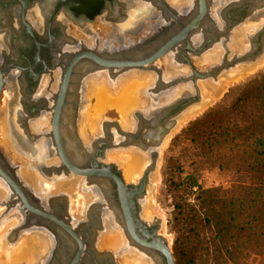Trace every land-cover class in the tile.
<instances>
[{"label":"flooded vegetation","instance_id":"1","mask_svg":"<svg viewBox=\"0 0 264 264\" xmlns=\"http://www.w3.org/2000/svg\"><path fill=\"white\" fill-rule=\"evenodd\" d=\"M200 3L201 0H190L176 5L180 9L175 13L179 17L176 20L159 0H121L119 8L90 22L91 13L74 15L71 21L57 17V0H0V117L9 146L0 139V244L7 250L13 252L22 238L30 236L33 243L34 235H42V246L37 242L34 247L24 244L19 254L27 256L24 260L33 261L38 256V264H123L122 260L134 251L152 262L150 255H141L133 247L124 253L127 242L120 248L114 240L121 232L127 241L130 227L144 239L158 228L155 221L142 217L141 195L131 187L138 184L141 176L137 182H127L125 172L119 168L118 161L127 163L134 155L128 152L138 150L108 149L134 144L148 149L150 154L162 149L173 124L167 117L156 118L154 113L169 103L153 106L166 99L168 81L181 75L166 78L167 58L170 67L184 69L189 75L192 71L188 64L196 66L193 61L201 58L195 54L201 50L215 47L220 57L227 59L245 52L254 59L264 54V0H207V13L200 28L182 37L170 55L158 61L164 62L161 67L157 62L145 71H136L149 73V77L153 74L154 80L141 99L147 105L131 115V130L123 129L120 119H113L98 127L100 134L96 137L88 133L83 138L79 124L91 66L86 63V69L77 71L79 64L71 72L69 66L83 52L102 50V57L108 59L116 52L131 54L135 49L150 47L152 55L173 38L182 36L199 15ZM96 24L103 26V36L96 32ZM242 28L247 29V34L245 49L241 51L232 44ZM215 64L208 65L209 70ZM122 76L106 75L113 84H119ZM120 130L131 136L125 137ZM29 149L35 150L31 154ZM36 149L40 151L38 156ZM35 157L45 182L41 192L27 178L26 165L34 167L31 161ZM71 167L102 171L104 175L69 178ZM120 176L129 186L124 196L119 189ZM58 182L62 189L57 190ZM73 183L86 198L84 211L78 214L73 213ZM106 236L109 238L103 241L104 245L101 242Z\"/></svg>","mask_w":264,"mask_h":264},{"label":"trees","instance_id":"2","mask_svg":"<svg viewBox=\"0 0 264 264\" xmlns=\"http://www.w3.org/2000/svg\"><path fill=\"white\" fill-rule=\"evenodd\" d=\"M239 90L231 105L212 109L186 130L202 147L199 156L242 176V182L229 192L203 189L193 177L176 184L185 189L171 221L175 264L194 263L200 224L218 245L215 253L231 264H247L245 253L259 256L264 264V73ZM190 195L196 196L193 205Z\"/></svg>","mask_w":264,"mask_h":264},{"label":"rangeland","instance_id":"3","mask_svg":"<svg viewBox=\"0 0 264 264\" xmlns=\"http://www.w3.org/2000/svg\"><path fill=\"white\" fill-rule=\"evenodd\" d=\"M174 1L181 4H185L190 0H174ZM96 29L98 35L103 36L104 33L103 26L96 24ZM164 62L166 67V73H165L166 78L175 76L172 75L171 73L172 67H170V65L166 62V60ZM164 62H158V66L161 67ZM193 62L195 63L196 65L195 67L197 70L202 72L209 71V67H208L209 63L207 62L197 63L198 62L197 60ZM215 65H217V63ZM257 65L258 66L255 67L253 71L246 73L227 84L221 83V87L220 86L218 87L219 89L217 88L215 92L211 91L210 92L211 99L208 102L200 104V106L197 105L200 107L199 109L200 111H198L195 115L190 116L188 120L187 118L181 119L182 122L180 121L179 126L177 127V129L173 131L171 136H169V138L167 139L165 145L161 150L159 157V164L155 172L157 180L156 181L151 180L149 186L147 187V195L144 199V206H143L145 212L143 215L149 213L148 217L146 216L147 217L146 219L157 221L159 224H161L160 234L163 235L169 241V245L171 247L172 252L176 240V234L172 230L171 221L173 222L175 203H177L179 199L183 196L185 189L183 187L181 188L177 187L176 184H179L182 180H185L188 177H193L195 179H198L200 183L199 185L203 189L218 188L224 192H229L242 182V176L236 175V173L232 172L231 170H221L217 167H214L212 166L211 162L208 161L207 163L206 162L207 160H205L202 156H199V153L201 152L200 149H202V147H199V144H194L190 140L189 134H187L186 130L189 129V127H191L193 123L202 119L212 109H215L220 105H224V106L231 105L238 97L240 91L239 89L241 87L246 85L251 80L255 79L258 75L264 73V64H260L258 62ZM181 71H182L181 75H188L186 70L181 69ZM134 74H136L140 78L143 77L142 79L145 81V83H147V85L144 86L145 87L144 92H145V90L153 83L150 82V80L151 78L154 79V77H152L154 75L150 74L151 77H149L146 76V74L149 73H139V74L134 73ZM222 77L223 75L219 76L216 81L214 80L211 83L217 85ZM222 81L223 79L221 80V82ZM97 82L98 84L108 83L110 90L113 93L116 92L115 88L118 86V84L117 85L113 84L112 81H110V79H107V77H97ZM201 83L202 82L199 81V84ZM89 93L90 90L89 87H87L85 104L83 107L79 125H80V131H82V129L85 128L87 135L89 133L91 137H96L97 135L100 134L98 127H100V125L104 121L120 119V123H121V114L114 107H110L106 109H102L103 107H100L99 110H96L97 100L94 96L89 97ZM143 94H141L139 98V104H138L139 106L135 108L134 111L132 110V108L126 111V113L128 114L127 117H129L130 119H131V115L135 113L136 110L142 109L144 106L147 105L146 100L145 101L141 100ZM201 96L204 99V95L201 94ZM88 113H89V118L87 117L86 120L84 119L85 117L84 114H88ZM0 131H1V137L3 138L2 139L0 137L1 142L5 146L9 147L4 135V125L1 122V118H0ZM34 150L35 149H29V151H31V154L34 152ZM39 152L40 151L36 149V153L38 154ZM136 153L139 154L141 152L140 151L128 152L129 155H133ZM124 161L125 160L120 162L118 161V164L120 165L119 168L121 169V171L122 172L124 171L126 174L127 163H124ZM31 162H33L34 164V167L32 168L33 172L37 174L44 182L43 175L40 173V170L37 167L39 163L37 157L33 158ZM194 191L197 193L199 192V189L195 188ZM78 195L79 192L76 193V196ZM195 198L196 196L190 195L187 198L188 203L193 205ZM74 203H76V200H74L73 204ZM75 207L76 206H74V208ZM83 211L84 208L82 212ZM197 221L199 220L197 219ZM199 227H200L199 238L195 239V244H194V247L196 248V253L193 264H231L224 256L219 255V252L217 254L215 253V249L218 248V245L213 244L211 240L212 235L209 232V230H203L202 224H200ZM108 238L109 236H106L105 238L102 239V242L108 240ZM200 239H202L201 241L203 243L201 245L199 243ZM22 240H23V245L24 244L27 246L35 245L34 241L32 243V241L30 240V236L29 239H27L26 237L23 238ZM22 246L12 249L13 255H11V257L13 256L12 258H14L15 261L18 260L17 259L18 256L21 257V255L19 254L22 253V249H23ZM6 255L7 254H3L2 252H0V261H1L0 264L3 263L14 264V262L10 263L7 261L5 257ZM173 257H174V252H173ZM125 259L127 260V257ZM125 259L122 260L123 264H125ZM260 261L261 258L259 256L253 255L251 253H245L244 255V262H246L247 264H260ZM19 262L22 261H20L19 259Z\"/></svg>","mask_w":264,"mask_h":264},{"label":"water","instance_id":"4","mask_svg":"<svg viewBox=\"0 0 264 264\" xmlns=\"http://www.w3.org/2000/svg\"><path fill=\"white\" fill-rule=\"evenodd\" d=\"M16 2V0H12V2ZM165 10L170 13H173V17L176 20H179V17L175 15V13L179 12L180 9L178 6L173 5L169 2V0H159ZM103 2V3H102ZM124 2V0H122ZM121 0H57V17L65 18L69 21L73 20L74 15L83 14L88 16L89 21L93 22L96 17L102 16L106 12L112 11V9H116L120 7ZM113 4V5H112ZM201 6L199 10V15L197 18L192 21L189 26L184 30L182 36H178L173 38L162 50L155 52L154 54L150 55V47L147 48H139L135 49L133 53L125 52V56L122 53H113L109 56L108 59L102 57L103 51H96V53L88 54L83 52L79 54L74 61L69 66V72H71L75 66L79 64L87 63L91 66L88 71L89 81L92 78L96 77H107L110 75H123L122 77L130 74L136 73V71H145L148 66L155 65L158 61L163 58H166L170 55L171 51L175 49L177 44L179 43L182 37L188 36L196 32L200 28V23L204 17H206L207 13V0H201ZM97 5H101L98 7ZM103 5V6H102ZM116 7V8H115ZM76 26V25H75ZM264 28V26H263ZM217 48L212 47L210 49L201 50L200 52L196 53V58L200 59L203 58L205 55L211 53L212 51L216 50ZM141 52V54H139ZM138 53V54H137ZM120 55V56H119ZM150 55V56H149ZM105 56V55H104ZM145 56V57H144ZM125 58V60L120 61L118 58ZM217 61V65L211 66V70L209 71H199L197 70L193 64L189 63L188 65L191 67L192 74L185 75V76H177L171 81H168L166 85V90L164 95H167L166 98L173 96L175 92L181 88H186L183 93L176 96L172 101L169 102V105L165 107H159L157 111L154 113L156 118H165L169 119L172 122V130L166 134L164 137L162 148L165 145V142L171 136L173 131L177 129L181 119L195 106L205 103L204 99L202 98L201 89L199 87L200 82H212L216 81L217 78L221 75H224L230 71H233L240 67H247L256 64L259 60L263 58V54L260 55L258 58H253L250 56L248 52L233 55L231 59H227L226 56ZM93 62V65H92ZM159 78L161 79V75L159 74ZM165 97V96H164ZM120 134L124 135L125 137H130L129 133H126L120 130ZM130 148H135V150L140 151L141 153L145 154L150 159L149 165L144 169L141 174V179L139 180L138 184L131 185L132 188L137 189V194L141 195L140 201L144 204L145 195H147V186H149V181L151 175L155 174L158 164H159V157L162 149H157L155 153L149 152L148 149L140 148L139 144L134 145H126L123 149H108L111 151H127ZM115 167V166H110ZM72 175L67 176L69 178H73L75 176L86 177L88 179L92 178H99L104 175L102 171H81L76 168L71 167ZM65 177V176H63ZM118 184L119 189L124 196L127 193L128 185L125 183L123 177H118ZM143 206V205H142ZM45 216V214H41ZM139 219V218H138ZM126 221H128V217L126 216ZM140 221V220H138ZM140 224L141 221L139 222ZM158 228L157 231L147 235L146 239L138 235L137 231H134L130 227L128 229L126 238H127V246L123 249L124 253L130 251L128 247H133L136 251L141 252V255L148 254L151 256L150 264H175V259L173 257V252L169 245V241L160 234L161 231V224L155 221ZM25 233V232H24ZM32 234V232H28ZM153 238V241L149 239ZM138 253V252H137ZM144 257V256H142ZM79 259V256L77 257ZM76 260L75 263H77Z\"/></svg>","mask_w":264,"mask_h":264},{"label":"bare ground","instance_id":"5","mask_svg":"<svg viewBox=\"0 0 264 264\" xmlns=\"http://www.w3.org/2000/svg\"><path fill=\"white\" fill-rule=\"evenodd\" d=\"M169 1L172 2L174 5H179V6L180 5H183V4L178 3V2H176L174 0H169ZM124 6L126 7V5H124ZM37 23H38V21H37ZM246 32H247V29L246 28H242L238 32H236V34H235V36L233 38L234 40H233L232 47L233 46H236L241 51L245 49L244 36L247 34ZM139 54H141V52H139ZM220 56L221 55H220L219 50L216 49L213 52H211L210 54L205 55V57L204 58H201L197 63H205V62H207V63H209V65L210 64H215L217 61L220 60ZM169 61H170V58H167L166 59V62L168 64H169ZM258 62L260 64H264V57L260 61H258ZM257 63L254 64V65H251V66H247V67H240V68H237V69H235L233 71H230V72L224 74L223 77L219 80V82H218L217 85H214L211 82H203V83L199 84V87L201 89V92L204 95V101L205 102H208L211 99L210 92L211 91H214L215 92V90L219 86L221 87V83L222 84H227V83H229V82H231V81H233V80L241 77L242 75L253 71L254 68L258 66ZM87 67L88 66L86 65V63H83V64H81V65H79L77 67V71H79V70H81L83 68L86 69ZM171 73H172V75H175L176 76L178 74H182V71L180 69H178V68H171ZM142 78L138 77L134 73L128 74L126 77H123L120 80V83L115 88L116 92H114V93L110 90L108 83L105 82L106 84H98L97 77L96 78H92V79H90L89 82H87L88 83L89 90H90L89 97L94 96L96 98V100H97V108H96V110H99L100 107H103L102 109H106V108H110V107L117 108V110L121 114V124H122L123 128L125 130H131L132 129V126L130 124L131 119L129 117H127L128 114L126 113V111L128 109H130V108H132V110H133V109H135V108H137L139 106L138 105L139 104V98H140L141 94L144 93V89H145L144 86L147 85V83H145V81ZM222 79H223V81L221 82ZM153 80L154 79L151 78L150 82L153 81ZM185 89L186 88H181V89L177 90L173 96H170V97L166 98L164 101H161L158 106L157 105H154L153 108L159 107L160 105H165V104L169 103L176 96H178L181 93H183L185 91ZM199 106H196L193 109H191L182 119H186L187 118V120H188V118L190 116L195 115L198 111H200L199 110L200 109ZM63 114H64V112H63ZM84 116H85L84 119L87 120V117L89 118V113L88 114H84ZM4 131H6V130H4ZM81 134H82V136H83L84 139L87 138V134H86L85 128L82 129ZM6 137H7V135H6ZM14 147H15V150L18 151L17 146L14 145ZM82 152H84V151H82ZM84 153L86 154L87 152H84ZM38 154H40V152ZM128 160L129 161H127V165H126L127 166V168H126L127 169V171H126V180H127V182H137L138 179L140 178L142 172L144 171V169L146 168V166L148 164V157L146 155H144V154H141V153L138 154V153H136V154L133 155L132 158H129ZM26 168H27V178L32 182L33 187H35V189L38 192L39 191L41 192L43 181L41 180V178L37 174H35L33 172V170H32L33 166L27 164L26 165ZM151 180L152 181H156L157 180L156 173L153 174V175H151ZM61 184L62 183H60V182L57 183V190L58 189H62V185ZM67 186H68V184H67ZM71 186H73V187H70V188L72 190L74 189L73 191L75 193H78L79 192L78 189H77V187H75L76 186V183L75 184L73 183ZM106 187H105V189H106ZM73 199L76 200V203L73 204L74 206H76L75 207L76 209L75 208L73 209V210H75V212L73 211V213H75V214L82 213V210L85 207L86 198L82 194L80 195V193H79L78 196L73 195ZM109 202H110V200H109ZM146 210H148V209H146ZM146 214L143 215L142 217L147 218L148 215H149V213H146ZM41 236L42 235H34L35 238L33 240H34V242H37V243H39L42 246L43 243H44V238L41 237ZM22 239H21L20 244H19L20 246L23 245L22 244L23 243V240ZM114 240L117 242V244L120 246V248L123 247L125 245V243L127 242L125 240V237H124L123 233H121V232H119V236H117ZM103 244L105 245V243H103ZM19 245H18V247H20ZM22 247H24V245ZM2 248H3V250H2ZM30 248H32V247H30ZM0 252H2L4 254H7L6 255L7 256V261L10 262V263L11 262H14V264H38L39 263L38 262V260H39V257L38 256L36 257L35 260H33V261L29 260V262H28L27 260H24V258L27 259V256L22 257L23 256L22 255L21 257L18 256L17 257L18 260L15 261V259L12 258L13 256L11 257V253L13 255V252H10V250H7L6 247H5V245H2V244H0ZM136 253L137 252H134V251L133 252H130L128 254V256H127V260L125 259V264H149L145 259H143L142 256H140L138 253L137 254ZM19 259L22 262H19ZM3 264H5V263H3Z\"/></svg>","mask_w":264,"mask_h":264}]
</instances>
